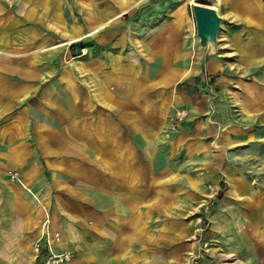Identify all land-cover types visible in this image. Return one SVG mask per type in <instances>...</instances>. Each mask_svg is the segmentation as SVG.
Returning <instances> with one entry per match:
<instances>
[{"label": "crops", "instance_id": "obj_1", "mask_svg": "<svg viewBox=\"0 0 264 264\" xmlns=\"http://www.w3.org/2000/svg\"><path fill=\"white\" fill-rule=\"evenodd\" d=\"M223 1L252 35L245 46L235 40L242 76L234 80L221 55L203 65L189 0H142L118 19L121 0H0V264L25 258L10 245L37 233L43 203L71 250L88 239L103 264L152 258L161 238L154 211L264 124L255 110L264 106L261 86L243 77L255 60L244 47L264 40V7ZM248 1L257 21L242 9ZM70 35L76 41L57 49ZM181 108L191 116L170 132Z\"/></svg>", "mask_w": 264, "mask_h": 264}, {"label": "rangeland", "instance_id": "obj_2", "mask_svg": "<svg viewBox=\"0 0 264 264\" xmlns=\"http://www.w3.org/2000/svg\"><path fill=\"white\" fill-rule=\"evenodd\" d=\"M259 1L263 8L264 0ZM197 2L216 4L215 0ZM192 7L190 14L193 16ZM218 9L221 10L223 21L218 32L217 51L210 53L201 46L203 56L206 53L203 65L205 59L212 55H221L228 67V71L226 69L223 74L234 80L242 76L240 69L233 63L234 56L239 57L235 40L238 39L245 46L252 37L248 34L251 29L242 20L241 11L235 10L229 3L221 0ZM259 41V38H255L249 47L243 49L246 56L251 57L250 60L255 59L245 68L243 77L259 83L262 90L259 95L264 98V40L260 41L261 44ZM215 76L206 73L209 84H213L211 79ZM263 107L255 109L261 117L264 116ZM232 110L235 114L239 113L238 105L234 104ZM188 112L187 119L191 116V112ZM174 116L168 126L170 132H176L179 125L187 121L172 130ZM251 129L250 139L230 146V152L222 165L214 166L217 169L207 165L197 168L199 170L185 181V194L171 196L163 210L154 211V233L161 234L158 246L154 245L151 259L138 258L132 264H264V124L253 125ZM8 176L10 181L23 186L17 170L9 171ZM197 184L199 187L195 186ZM42 206L50 219L48 205L43 203ZM213 217L217 221L216 225L213 224ZM36 240L37 234H34L22 248L10 245L9 250L26 255L24 259L20 257L11 263L53 264L45 238L42 239L40 251L33 257ZM87 240L76 245L71 252L63 250L70 256L63 264H103L97 258V243ZM105 262L108 264L109 260Z\"/></svg>", "mask_w": 264, "mask_h": 264}, {"label": "bare ground", "instance_id": "obj_3", "mask_svg": "<svg viewBox=\"0 0 264 264\" xmlns=\"http://www.w3.org/2000/svg\"><path fill=\"white\" fill-rule=\"evenodd\" d=\"M141 1L142 0H135V1L131 2V0H121V2L119 4L120 5V8H121L120 9V13L116 16V19L122 17L123 15H126V14L130 13L133 9H135L138 6V4ZM189 3H191L192 5H194L195 3H197V0H189ZM243 7L245 9L244 8H242V9L245 10V12L246 13H249V15H250L249 16L250 17L249 20L251 22H254V20L257 21L258 14L257 15L255 14L256 18L253 17L251 19L252 14L255 13V8H257V6L253 2H249L248 1V2H244ZM217 11L219 12L220 15L222 14L220 9H218ZM108 22L104 23L103 25L108 24ZM103 25L99 26L96 29H93V30L89 31L88 34H87V36H92V34L94 32H96L98 29L104 27ZM189 26L192 27V29H193V32L192 33H193L194 41L196 43H199V37L196 34L193 25L191 26V23H190ZM75 37L76 36H71V35L70 36H65L64 37L65 39L62 40V41H60L58 43V45L56 46V48L57 49H60L61 47L70 45L71 43H73L74 41H76V40H74ZM87 52H88V49L85 48L84 54H87ZM79 58H81V57H79ZM174 101L177 102V104H179V105L182 103V101L180 100L179 95L176 92H174ZM221 117L223 119H226L225 118V114L222 115ZM19 180L22 181V179L20 177H19ZM26 187L28 188V186H26ZM197 211H198V209H197ZM44 215L45 216H44V219L42 221V224H41L39 230L36 233L37 234V238H40L43 235L48 236V238L50 240V243H51V251L53 253H56L58 251L63 252V250H67L68 252H71V246L70 245H66V244H64L62 242L63 235L55 229L54 222H52V220L47 217V214L46 213H44ZM216 222L217 221L213 217V224L216 225ZM56 245H60V250L56 251V248H55ZM28 247H30V244L29 243H28ZM32 255H33V257H35L37 255L36 250L33 251V254Z\"/></svg>", "mask_w": 264, "mask_h": 264}, {"label": "water", "instance_id": "obj_4", "mask_svg": "<svg viewBox=\"0 0 264 264\" xmlns=\"http://www.w3.org/2000/svg\"><path fill=\"white\" fill-rule=\"evenodd\" d=\"M192 11L200 45L210 53H215L217 51L218 32L223 21L222 16L216 8L201 2L195 3Z\"/></svg>", "mask_w": 264, "mask_h": 264}, {"label": "built area", "instance_id": "obj_5", "mask_svg": "<svg viewBox=\"0 0 264 264\" xmlns=\"http://www.w3.org/2000/svg\"><path fill=\"white\" fill-rule=\"evenodd\" d=\"M84 51H85V48H82L81 49V52L80 54H84ZM189 115V112L187 109L185 108H181V109H178L174 118H173V121H172V124H171V128L172 130L176 129V127L183 121H185L187 119ZM45 238V244L49 247V251H50V260H52V263L53 264H63L65 261H67L68 259H70V256L67 252H56V253H53L51 251V243H50V240L48 238V236H45L43 235L42 237L40 238H37L35 244H34V250H36V252L38 253L40 251V248H41V243H42V239ZM50 262V261H49Z\"/></svg>", "mask_w": 264, "mask_h": 264}]
</instances>
